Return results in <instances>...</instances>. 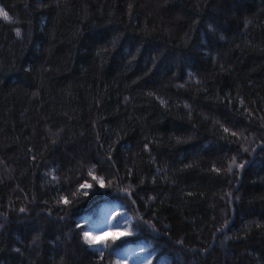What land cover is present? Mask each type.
Returning a JSON list of instances; mask_svg holds the SVG:
<instances>
[{"label":"trees","instance_id":"16d2710c","mask_svg":"<svg viewBox=\"0 0 264 264\" xmlns=\"http://www.w3.org/2000/svg\"><path fill=\"white\" fill-rule=\"evenodd\" d=\"M0 9V264H264V0Z\"/></svg>","mask_w":264,"mask_h":264},{"label":"snow or ice","instance_id":"6c2138e0","mask_svg":"<svg viewBox=\"0 0 264 264\" xmlns=\"http://www.w3.org/2000/svg\"><path fill=\"white\" fill-rule=\"evenodd\" d=\"M0 16H2L4 19L9 20L10 17L8 14L3 10L0 9ZM101 185H103V181H100ZM90 187V185H88ZM116 234H113V237L115 238ZM85 238L88 239L92 244H99L101 243V240L98 236L90 235L88 232L85 233Z\"/></svg>","mask_w":264,"mask_h":264}]
</instances>
